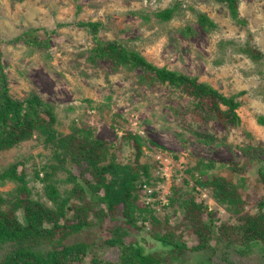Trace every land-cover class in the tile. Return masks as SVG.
Listing matches in <instances>:
<instances>
[{
    "label": "rangeland",
    "instance_id": "1",
    "mask_svg": "<svg viewBox=\"0 0 264 264\" xmlns=\"http://www.w3.org/2000/svg\"><path fill=\"white\" fill-rule=\"evenodd\" d=\"M176 3L179 9L171 20L160 22L155 17ZM237 6L235 19L228 5L218 0H0L1 61L10 96L21 100L39 95L53 109L55 133L68 136L77 128L89 129L94 140L114 145L118 160L128 152L122 139L126 133L143 138L145 155L140 163L151 167L158 193L148 200L154 205L150 212L156 220L145 228L186 246L177 257L163 251L162 263L264 264V243L250 242L246 248L243 238L248 234L243 227L249 218L264 213L260 208L264 183L259 175L264 166V126L257 122L258 116H264V0H237ZM198 12L212 19L216 27L204 30ZM79 22H99L98 35L104 41L119 40L159 68L197 76L220 93L234 95L241 104L237 110L241 124L200 120L187 111L194 106L186 95L171 86L158 81L142 84L138 82L141 71L116 70L113 62L92 57L96 41ZM30 29L36 30L32 39L38 36L37 42H41L37 47L26 44L28 35L24 34ZM17 37H21L17 43L9 42ZM246 45L262 53V58L251 60L241 52ZM42 118L48 120L45 114ZM197 134L213 136L216 141L202 143ZM45 138L38 130L30 140L0 152L2 198L15 194L23 184L1 177L12 165L24 176L31 198L47 208H55L47 195L48 185H54L62 199L71 198L76 188L91 189L82 179L72 181L71 174L80 170L69 160L54 156ZM209 163L215 169L209 170ZM234 164L240 168L234 179L241 194L233 206L237 213L219 206L207 188L195 187L204 172L210 177L215 172L226 176L235 169ZM241 173L247 181H242ZM184 179L190 181L187 190L195 187L198 201L213 210V219L202 217L213 226L214 238L207 235L212 247L190 249L202 237L198 235L201 228H195V220L179 206L183 205L179 193L185 191ZM3 207L8 208V203ZM72 209L67 213L70 218ZM107 228L73 235L72 241L103 243L111 236ZM242 250L247 251L242 254ZM118 257L113 252L108 259L117 261Z\"/></svg>",
    "mask_w": 264,
    "mask_h": 264
},
{
    "label": "trees",
    "instance_id": "2",
    "mask_svg": "<svg viewBox=\"0 0 264 264\" xmlns=\"http://www.w3.org/2000/svg\"><path fill=\"white\" fill-rule=\"evenodd\" d=\"M218 1L225 2L233 18L237 19V0ZM178 9L179 5L176 3L155 13V17L160 22L169 21ZM197 19L204 30L216 27L214 21L204 13L198 12ZM241 23L246 25L245 20ZM78 26L90 29L96 41L92 57L113 62L116 70L121 68L129 72L141 71L138 82L142 84L158 81L171 86L175 91L186 95L191 101L190 105L194 106L192 110L187 111L192 115L195 113L200 120L215 118L226 125L236 127L241 124L237 114L241 104L234 95L226 96L220 93L210 84L200 82L197 76L185 75L166 67L159 68L148 62L139 52L128 49L119 40L104 41L98 35L101 26L99 22H79ZM35 31L30 29L24 34L28 35L26 44L33 47L41 44L37 42L38 36L32 39ZM20 39L21 37H17L9 42L17 43ZM240 51L247 54L251 60L261 59L263 55L249 45L240 48ZM1 58L0 50V152L30 140L41 130L46 136L48 146L54 151V156L69 160L80 170L77 175L74 172L71 174L72 181L78 182L82 179L91 186L90 190L76 188L71 198L62 199L58 189L54 185H48L47 195L54 202L55 208H47L44 203L31 198V191L25 184L24 176L17 174L16 166L12 165L3 172L2 178L19 180L23 184L15 194H9L6 199L0 195L1 264H132L134 260H137L136 264H166L162 263L165 261L163 251L169 250L175 255L184 250L185 245L170 242L161 233L153 235L150 228H145L147 223L153 225L152 221L156 220V216L150 212L154 205L148 200L155 199L158 193L154 190L156 179L152 178L151 167L140 163V159L145 155L143 138L138 134L126 133L122 139L126 141L128 152L122 160H118L114 145L94 140L89 129L77 128L68 136L55 133L53 124L56 117L53 109L39 95L33 93L21 100L10 96ZM222 107H225V110ZM42 114H45L48 120H43ZM257 122L264 126V116H258ZM197 137L202 143L216 141L213 136L197 134ZM206 166L209 170L215 169L213 163ZM234 167L232 173L226 176L224 173L215 172L210 177L204 172L195 187L207 188L219 206L236 210L237 213L238 208L233 206L241 194L234 179L240 168L235 164ZM259 175L264 183V166ZM241 178L242 181H247L243 173ZM183 182L186 185L183 188L185 191L179 193L183 198V205L179 206L195 220V228H201L198 229V235L202 237L199 244L190 249L196 251L212 247L207 235L212 234V239L214 238L213 226L206 223L207 221L203 222L202 217L213 219V210L198 201L195 187L187 190L190 181L184 179ZM72 199L76 200L75 204L69 206ZM6 203L8 208L3 207ZM70 208H73L72 218L67 214ZM260 208H264V201L260 203ZM105 225L108 226L107 231L111 236L103 243L72 241L73 235L91 229L102 231ZM243 228H248V234L243 235L246 248L250 242L264 243V213L251 216L249 224ZM245 251L247 250L240 253ZM113 252L119 253L117 261L108 259L109 254Z\"/></svg>",
    "mask_w": 264,
    "mask_h": 264
},
{
    "label": "clouds",
    "instance_id": "3",
    "mask_svg": "<svg viewBox=\"0 0 264 264\" xmlns=\"http://www.w3.org/2000/svg\"><path fill=\"white\" fill-rule=\"evenodd\" d=\"M151 191H149V193H150Z\"/></svg>",
    "mask_w": 264,
    "mask_h": 264
}]
</instances>
